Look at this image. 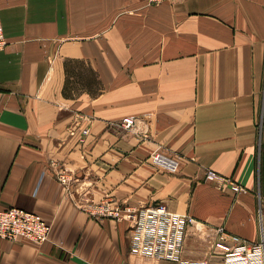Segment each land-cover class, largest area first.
I'll list each match as a JSON object with an SVG mask.
<instances>
[{
    "label": "crops",
    "instance_id": "crops-1",
    "mask_svg": "<svg viewBox=\"0 0 264 264\" xmlns=\"http://www.w3.org/2000/svg\"><path fill=\"white\" fill-rule=\"evenodd\" d=\"M0 16V208L52 225L41 244L0 237V264H150L129 222L90 215L83 194L261 239L264 0H0ZM156 150L178 170L154 166ZM203 243L188 237L186 256Z\"/></svg>",
    "mask_w": 264,
    "mask_h": 264
},
{
    "label": "built area",
    "instance_id": "built-area-1",
    "mask_svg": "<svg viewBox=\"0 0 264 264\" xmlns=\"http://www.w3.org/2000/svg\"><path fill=\"white\" fill-rule=\"evenodd\" d=\"M160 3L163 0H148ZM9 42L0 16V51ZM122 125L128 130L139 131L138 120L127 116ZM71 134L75 130L70 131ZM84 135L90 133L89 128L82 130ZM152 163L170 173L179 168V160L167 153L156 150L151 155ZM59 180L67 189L79 179L71 174V170L62 167L58 171ZM208 179L218 183L226 182L223 176L211 170ZM233 190L246 191V186L232 182ZM81 208L90 215L103 218L112 217L129 222L128 234L130 252L136 256L155 260L156 264H264V211L260 209L261 239L248 242L237 234H230L225 227L217 228L215 237L211 238L207 227L197 221L194 216L171 210L167 204L160 202L146 207L125 206L122 203L104 199L96 201L83 194ZM52 232V225L39 213L22 207L0 208V237L17 240L26 237L36 243L47 241ZM197 237L206 242L204 255L188 258L187 239Z\"/></svg>",
    "mask_w": 264,
    "mask_h": 264
},
{
    "label": "rangeland",
    "instance_id": "rangeland-1",
    "mask_svg": "<svg viewBox=\"0 0 264 264\" xmlns=\"http://www.w3.org/2000/svg\"><path fill=\"white\" fill-rule=\"evenodd\" d=\"M152 155V154H151ZM150 159H151V156H150ZM151 162H152V160H151ZM153 164V163H152ZM154 165V164H153ZM154 166H156V165H154ZM159 170H163V171H165L163 168H160V167H158V166H156ZM136 208H138V207H136ZM199 243H201V241L199 242ZM195 248H197V249H195ZM205 248H206V243H203V244H198L196 247H192V248H190V249H195V250H192L194 253H200V252H202L203 253V255H204V250H205ZM189 249V248H188ZM202 255V256H203ZM194 258H198V257H194ZM155 261V260H154ZM150 264H153L152 262L150 263Z\"/></svg>",
    "mask_w": 264,
    "mask_h": 264
},
{
    "label": "trees",
    "instance_id": "trees-1",
    "mask_svg": "<svg viewBox=\"0 0 264 264\" xmlns=\"http://www.w3.org/2000/svg\"><path fill=\"white\" fill-rule=\"evenodd\" d=\"M64 93L69 95V87H68V85L65 86Z\"/></svg>",
    "mask_w": 264,
    "mask_h": 264
},
{
    "label": "bare ground",
    "instance_id": "bare-ground-1",
    "mask_svg": "<svg viewBox=\"0 0 264 264\" xmlns=\"http://www.w3.org/2000/svg\"><path fill=\"white\" fill-rule=\"evenodd\" d=\"M152 263H153V264H156V262H155V261H153V260H152Z\"/></svg>",
    "mask_w": 264,
    "mask_h": 264
}]
</instances>
